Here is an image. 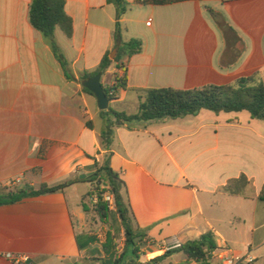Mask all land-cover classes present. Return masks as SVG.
<instances>
[{
  "label": "crops",
  "instance_id": "1",
  "mask_svg": "<svg viewBox=\"0 0 264 264\" xmlns=\"http://www.w3.org/2000/svg\"><path fill=\"white\" fill-rule=\"evenodd\" d=\"M125 1L122 34L142 40L143 50L124 62L127 71L112 65L102 75L104 88L127 77L128 89L118 91L111 109L136 114L138 90L223 86L256 73L264 79V0ZM31 3L0 0V191L65 183L90 174L95 161L112 153L111 166L125 181L146 234L138 264L208 232L219 247L213 259L230 247L232 234L246 231V255L257 260L253 246L261 245L264 227V122L246 111L203 110L119 127L105 150L102 110L81 78L95 74L105 54L116 50V7L108 0H65L74 33L69 39L57 28L55 41L73 77L68 79L49 40L30 23ZM211 11L222 14L244 44L231 65L222 63L225 42ZM84 184L0 206V264H13L7 254L36 264H100L95 246L78 247L77 236L89 234L82 198L90 186L80 191Z\"/></svg>",
  "mask_w": 264,
  "mask_h": 264
},
{
  "label": "trees",
  "instance_id": "2",
  "mask_svg": "<svg viewBox=\"0 0 264 264\" xmlns=\"http://www.w3.org/2000/svg\"><path fill=\"white\" fill-rule=\"evenodd\" d=\"M178 0H151L155 5H166ZM117 10V23L114 32V48L116 55L111 58V52L102 58L98 71L95 74H85L81 79L86 80L98 74H106L112 65L125 69L124 62L140 54L143 50V42L139 39H127L122 34L121 17L127 10L125 0H108ZM212 17L222 32L225 42V51L222 57L223 65H231L237 61L244 51V44L237 32L231 27L224 16L211 11ZM29 20L34 29L39 31L49 40L50 46L61 63L68 79H72L68 73V63L55 41V32L60 28L67 38L71 39L74 33L73 20L65 11V0H32ZM120 89H128L126 75L116 77L114 86L105 87V93L109 101L116 99ZM92 94L88 89L83 88ZM138 111L134 115L117 112L110 107L102 111L104 128L101 132L102 145L105 150H110L114 142L115 131L119 127L131 128L136 123H148L167 119H179L187 116H196L201 111L207 110L219 113L248 112L250 116L264 122V79L260 73L249 77H242L232 84L217 86L207 85L191 90H177L173 88L138 90ZM93 95V94H92ZM92 128L90 123L87 124ZM109 153L102 163L95 161L91 169V175L81 180L79 177L54 186L42 185L39 189L26 186L23 188L11 187L0 191V206L13 205L26 198L39 197L49 194L62 193L67 188L78 183H88L91 190L84 197L82 209L86 215L94 214L102 222H106L111 216H116L124 233V246L120 252L117 246V237L112 231L106 233L104 242L97 236L85 234L77 236L80 251L87 250L91 246L100 244L101 249H93V254H101L94 258L100 264H138L140 249L145 243L146 234L137 225L131 205L128 199L127 186L121 175L111 166ZM112 196L114 208L109 207L105 197ZM259 199L264 201V185ZM85 200H89L86 202ZM140 238L138 241L137 239ZM217 240L212 232L204 234L200 239L190 241L170 249L163 254L150 259L146 264H162L167 258L176 253H183L188 264H211L213 254L218 250Z\"/></svg>",
  "mask_w": 264,
  "mask_h": 264
},
{
  "label": "rangeland",
  "instance_id": "3",
  "mask_svg": "<svg viewBox=\"0 0 264 264\" xmlns=\"http://www.w3.org/2000/svg\"><path fill=\"white\" fill-rule=\"evenodd\" d=\"M89 186L91 190L92 186L90 184L89 185L84 184L80 186L79 189L80 191L85 192L89 189ZM85 196H83L82 202L84 201ZM85 201L88 202L89 200H85ZM84 229L87 233L91 234L92 236H97L101 240V242L105 241L106 233L108 231H112L117 237L118 249L120 252L122 251L123 246H124V233L121 230L120 223L118 219L116 218V216L112 215L109 220H107L106 222H102L94 214H89L86 216ZM259 235L261 238V242H260L261 245L258 248H256V246H253L254 247L253 255L258 258L255 264H264V227L260 229ZM249 236H250V233L246 231L243 232L242 234H240L239 232L236 234H232V239L229 244L230 247L228 249H231L233 252H236L240 255L246 256L247 249L245 248V244H246L245 239ZM95 248H98L100 250L101 245L100 244L95 245ZM165 251L166 250H163L161 254H163ZM100 256L101 254H96V255L93 254V258H99ZM184 258H185V255L183 253H176V254H173L171 257L167 258L166 262H163L162 264H173L172 262L181 261ZM174 264H186V262L181 261V262L174 263ZM211 264H218V259L217 258L212 259Z\"/></svg>",
  "mask_w": 264,
  "mask_h": 264
},
{
  "label": "built area",
  "instance_id": "4",
  "mask_svg": "<svg viewBox=\"0 0 264 264\" xmlns=\"http://www.w3.org/2000/svg\"><path fill=\"white\" fill-rule=\"evenodd\" d=\"M144 2L145 0H140ZM148 26L151 25V22L147 23ZM106 202H108L111 209L114 208V202L112 196L107 195L105 197ZM214 255V254H213ZM6 259L12 262L13 264H36L29 256L26 255H17V254H7ZM218 264H255L256 259L250 255L242 256L227 247L221 250L217 254Z\"/></svg>",
  "mask_w": 264,
  "mask_h": 264
},
{
  "label": "water",
  "instance_id": "5",
  "mask_svg": "<svg viewBox=\"0 0 264 264\" xmlns=\"http://www.w3.org/2000/svg\"><path fill=\"white\" fill-rule=\"evenodd\" d=\"M117 53V50H115L112 54H111V58H113ZM101 79H102V74H98L93 78L87 79L85 81L82 82V85L84 88L88 89L90 92H92V94L95 96L96 100H97V104H98V108L102 111L107 110L109 108V99L105 93L104 87L102 86L101 83ZM89 175L91 174H83L81 175L79 178L81 180L86 179ZM140 238L137 239V241Z\"/></svg>",
  "mask_w": 264,
  "mask_h": 264
}]
</instances>
